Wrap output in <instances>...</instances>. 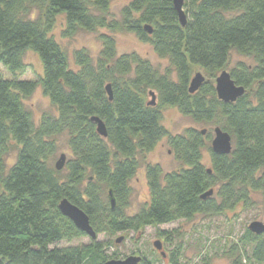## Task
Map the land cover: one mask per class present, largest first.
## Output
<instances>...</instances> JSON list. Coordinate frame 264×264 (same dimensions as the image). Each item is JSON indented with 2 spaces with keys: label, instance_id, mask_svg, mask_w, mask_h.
Returning <instances> with one entry per match:
<instances>
[{
  "label": "trees",
  "instance_id": "1",
  "mask_svg": "<svg viewBox=\"0 0 264 264\" xmlns=\"http://www.w3.org/2000/svg\"><path fill=\"white\" fill-rule=\"evenodd\" d=\"M111 1L0 0V66L10 74L0 72V264H103L109 257L98 233L136 232L197 214L220 215L239 203L252 206L256 193L264 217V0H183L184 26L173 0H130L119 19L110 15ZM59 16L63 36L80 29L108 31L98 34L96 58L81 48L74 51V67L69 65L51 34ZM117 30L149 43L170 68L161 73L135 52L117 54ZM29 50L42 65L35 79L20 77ZM232 51L251 63L237 61L228 69L245 92L224 102L216 95L215 78L226 69ZM194 67L206 77L189 92ZM38 86L56 113L44 112L35 123L24 99ZM150 92L154 105L147 99ZM161 105L176 107L195 123H216L230 134L231 151L213 152L206 144L211 135L203 130L190 127L170 134L161 123ZM92 117L104 123L106 136L97 132ZM61 133L68 135L71 152L64 174L50 162ZM164 137L183 167L163 172L160 165L147 164L149 201L129 215L137 154ZM203 148L210 154L209 166L202 163ZM12 150L15 158L7 162ZM63 198L87 214L95 239L56 246L88 236L60 212ZM171 234L158 231L167 241ZM229 251L236 256L233 264L242 259L264 264V233L247 227ZM136 264L153 262L141 257ZM164 264L181 263L174 254Z\"/></svg>",
  "mask_w": 264,
  "mask_h": 264
},
{
  "label": "rangeland",
  "instance_id": "2",
  "mask_svg": "<svg viewBox=\"0 0 264 264\" xmlns=\"http://www.w3.org/2000/svg\"><path fill=\"white\" fill-rule=\"evenodd\" d=\"M130 0H112L109 5L110 15L116 19L120 18V11ZM65 28L63 16L57 17L56 23L51 30V34L62 46L66 52L69 65L74 67L73 54L75 50L84 48L89 54L96 58L101 43L98 34L107 33L105 28L97 31L77 30L72 36H63ZM117 54L135 52L149 60V62L161 73H164L170 65L167 59L160 58L153 51L149 43L140 41L133 33L125 31H115ZM237 61L251 63L249 58L239 55L235 51L230 53L229 62L225 70L228 71ZM25 69L20 74L24 79H35L42 74V65L39 57L32 51H27L24 56ZM0 72L5 77H10L2 66ZM196 72H200L204 77L206 74L200 67H194L191 77ZM221 72V71H220ZM219 72V73H220ZM173 79L176 78L174 71L171 73ZM150 100V96H147ZM25 106L32 113L34 122L37 123L44 112L51 114L56 113L55 107L51 104L47 96L42 93L38 86L34 92L24 99ZM162 125L170 134H182L187 128L203 130L205 134H210L211 139L214 137V129L219 127L216 123H195L189 116L181 114L176 107L161 105ZM68 135L61 133L56 136V152L50 162L54 166L61 154H64L66 160L70 157L71 152L67 143ZM207 146L211 145L210 141L206 142ZM232 145V141H231ZM16 150H12L7 156V162H12L15 158ZM202 163L205 166L210 164V154L207 148L201 152ZM138 169L130 180L131 197L129 206L126 209L127 214L136 213L140 207L149 201V189L147 185L145 167L147 164H158L163 172L171 171L183 167L181 163L175 160L173 152L170 150L166 137L162 138L149 151L139 152L137 154ZM64 174L65 169H61ZM254 204L245 207L241 203L236 205L232 210H227L220 215L205 216L197 214L191 219H181L169 224L159 225L157 227L146 226L139 231H122L113 235L101 232L97 234V240L105 244L104 252L109 259H124L127 256H140L150 259L153 264L167 263V259L162 260L159 250L153 243L159 241L161 251L170 255L176 254L181 264H233L236 256L230 253L229 247L233 242L244 234L249 223L254 220L264 222L262 197L259 193L253 194ZM159 230L171 231V240L167 241L164 237L158 235ZM116 238H121L119 242ZM90 237L83 236L74 239L71 242L60 241L56 244L58 247L67 245H76L89 243ZM242 264H251L246 259H242Z\"/></svg>",
  "mask_w": 264,
  "mask_h": 264
},
{
  "label": "water",
  "instance_id": "3",
  "mask_svg": "<svg viewBox=\"0 0 264 264\" xmlns=\"http://www.w3.org/2000/svg\"><path fill=\"white\" fill-rule=\"evenodd\" d=\"M173 5L178 13L180 24L184 26L186 23V17L182 9L183 0H173ZM204 80L205 77L200 72H196L190 80V84L188 88L189 92L196 91L202 85ZM214 87L218 99L224 102H234L239 97H241L245 92V88L243 86H239L234 83L233 79L230 76V73L227 70H222L217 75V77L215 78ZM106 89L109 94V97L111 98L110 86L107 85ZM150 95H151V101L149 102V104L154 105L155 97L153 92H150ZM92 120L96 123L97 132L102 136H106L104 123L98 117H92ZM231 148L232 145H231L230 134L227 131L222 130L220 127H216L214 129V137L211 140L212 151L218 154H225V153H229L231 151ZM65 160H66L65 155L61 154L57 159V161L55 162V168L57 170L62 169L65 164ZM211 192H212L211 190L208 191L202 197H206L207 195H210ZM109 202L111 208L113 209L115 206V200L112 196L111 190H109ZM58 208L60 212L64 216L68 217L78 229L85 232L91 239L96 238V233L93 230L92 226L90 225L87 214L83 210H81L76 205L72 204L67 198H63L59 201ZM248 228L250 229L251 232L255 234L264 233V222L258 220L251 221L248 225ZM120 240L121 238H117L116 241L119 242ZM153 246L158 250L161 249V244L159 241H155L153 243ZM161 254L163 256L165 255L164 252H161ZM140 259H141L140 256L130 255L124 259H108L103 264H136L140 261Z\"/></svg>",
  "mask_w": 264,
  "mask_h": 264
},
{
  "label": "flooded vegetation",
  "instance_id": "4",
  "mask_svg": "<svg viewBox=\"0 0 264 264\" xmlns=\"http://www.w3.org/2000/svg\"><path fill=\"white\" fill-rule=\"evenodd\" d=\"M161 251V250H160ZM168 258V254L167 253H165V258L164 259H167Z\"/></svg>",
  "mask_w": 264,
  "mask_h": 264
}]
</instances>
